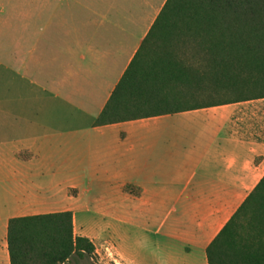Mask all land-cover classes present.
<instances>
[{"label": "crops", "instance_id": "crops-1", "mask_svg": "<svg viewBox=\"0 0 264 264\" xmlns=\"http://www.w3.org/2000/svg\"><path fill=\"white\" fill-rule=\"evenodd\" d=\"M166 2L5 0L0 264L9 220L66 211L116 228L127 264H208L264 177V98L95 125ZM174 117L198 128H172Z\"/></svg>", "mask_w": 264, "mask_h": 264}, {"label": "trees", "instance_id": "trees-1", "mask_svg": "<svg viewBox=\"0 0 264 264\" xmlns=\"http://www.w3.org/2000/svg\"><path fill=\"white\" fill-rule=\"evenodd\" d=\"M264 98V0H167L96 126ZM10 264H90L70 211L9 220ZM208 264H264V177L207 248Z\"/></svg>", "mask_w": 264, "mask_h": 264}, {"label": "rangeland", "instance_id": "rangeland-1", "mask_svg": "<svg viewBox=\"0 0 264 264\" xmlns=\"http://www.w3.org/2000/svg\"><path fill=\"white\" fill-rule=\"evenodd\" d=\"M4 2L5 0H0V9L2 12L4 11ZM204 112L208 113L211 111H201L203 114ZM186 116L195 119L198 116V112L187 113ZM171 121L172 128H198V121L181 120L179 117H174ZM69 195L76 199V205L78 207L84 204L85 196L83 194L81 195L79 190L71 189ZM73 214L76 217L75 226L77 234L88 236L95 245L96 253L89 261L90 264H127L122 258V254L120 255L118 253V236L116 228L110 226L102 228L95 223L88 224L87 216L83 212H73ZM3 231L5 230H1L0 234Z\"/></svg>", "mask_w": 264, "mask_h": 264}]
</instances>
